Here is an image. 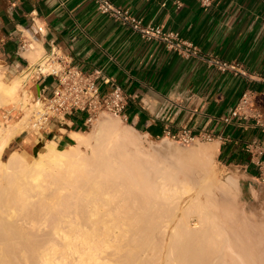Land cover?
<instances>
[{
  "label": "bare ground",
  "instance_id": "bare-ground-1",
  "mask_svg": "<svg viewBox=\"0 0 264 264\" xmlns=\"http://www.w3.org/2000/svg\"><path fill=\"white\" fill-rule=\"evenodd\" d=\"M28 74L0 76V106L22 101ZM25 118L0 131V264H264V216L235 209L234 176H210L216 141L193 168L101 118L87 136L72 132V146L50 140L31 162L17 151L2 160Z\"/></svg>",
  "mask_w": 264,
  "mask_h": 264
},
{
  "label": "crops",
  "instance_id": "crops-1",
  "mask_svg": "<svg viewBox=\"0 0 264 264\" xmlns=\"http://www.w3.org/2000/svg\"><path fill=\"white\" fill-rule=\"evenodd\" d=\"M144 22L162 25L195 44L206 56L236 61L246 75L220 71L196 57L185 58L157 41L143 40L129 27L99 13L93 0H0V58L11 74H24L31 64L25 53L35 41L41 53L51 47L83 70H101L103 79L120 86L127 96L124 120L150 138L182 129L210 132L222 165L250 188L257 179L255 160L264 153V0H111ZM36 27H42L37 31ZM15 78V77H14ZM35 94L52 78L29 81ZM253 91L255 119L222 121L245 90ZM45 133L21 131L19 145L43 147L47 140H72L82 132L81 116L63 126L52 123Z\"/></svg>",
  "mask_w": 264,
  "mask_h": 264
},
{
  "label": "built area",
  "instance_id": "built-area-1",
  "mask_svg": "<svg viewBox=\"0 0 264 264\" xmlns=\"http://www.w3.org/2000/svg\"><path fill=\"white\" fill-rule=\"evenodd\" d=\"M211 1L199 0L203 6L210 5ZM93 3L99 13L109 16L122 26L129 27L143 40L157 41L182 57L199 58L220 71H232L246 75V71L242 70L238 62L206 56L195 44L181 38L176 31L164 28L159 24L146 23L128 9L115 5L111 0H93ZM36 29L42 31V27H36ZM27 47L33 49L31 43L27 44ZM25 71L29 74L23 82V87L29 81L52 78L49 93H47L46 86L43 85L38 89L35 99L31 101V106L27 105L29 110L28 127L31 132L39 134L51 131L52 123L63 126L67 122H72V117L76 115L81 116L84 128L91 125L102 112L124 119L127 96L123 89L111 83L109 79H103V82L110 86L108 90L102 91L98 84L101 70H83L55 47L41 53L34 63L27 65ZM221 119L225 123H230L235 119L242 121L255 119L261 123L260 115L253 104V91L245 90L227 115ZM167 137L183 143H191L196 140L211 141L213 134L210 132L192 133L189 129H182ZM249 146L259 153H264V145H258L257 140L251 141ZM255 163L258 169L257 179L264 183V160H255Z\"/></svg>",
  "mask_w": 264,
  "mask_h": 264
},
{
  "label": "rangeland",
  "instance_id": "rangeland-1",
  "mask_svg": "<svg viewBox=\"0 0 264 264\" xmlns=\"http://www.w3.org/2000/svg\"><path fill=\"white\" fill-rule=\"evenodd\" d=\"M32 46L33 49L29 50L27 53H25L24 55L27 56V58L30 60L31 63H34L39 56L41 55V51L38 50V45L35 41H32ZM23 72H25V69H23ZM0 77L2 81H4V83L8 84L10 83L13 79L16 78V76L19 78H21L23 76L22 74H11L8 72L7 68L5 67V65L3 64L1 58H0ZM15 77V78H14ZM22 80V79H21ZM19 79V99L21 97L20 103L14 104L9 103L6 106H0V131L3 130L7 127V126H11L15 123H18L19 120L25 115V124L11 137L10 141L8 142V144L6 145V147H4V149L2 150V160H6V158L8 157V155L13 152V151H17L26 161L31 162L37 155L39 152L43 151L44 146L43 147H39V146H34V147H29L26 145H19L16 140H15V135L18 134L21 131H30L29 127H28V106H31V101L33 99H35L36 94L35 91L33 89L32 86L29 87L30 82L27 83L26 86L23 87V82ZM25 92V93H24ZM24 94V95H23ZM27 95V96H26ZM18 96V93H17ZM23 97V98H22ZM25 101V102H24ZM24 105V107H22L21 105ZM17 106V107H16ZM23 108V109H22ZM101 118H108L110 119L112 122L117 123V125L121 126V127H128L131 128L130 125L127 124V122L120 116L117 115H113L107 112H102L98 115V117L92 122L91 125H89L88 127L83 128L81 131L79 132V134L83 135V136H87L89 133L93 131H95L97 129L96 125L98 124V121ZM114 123V124H115ZM6 126V127H5ZM5 127V128H4ZM3 128V129H2ZM96 128V129H95ZM132 129V128H131ZM2 132L0 133V135L2 134ZM137 134V136H139L140 141L142 142V144L152 150H158V152L163 153V154H167L169 156H180L182 158H184L185 163H188L189 165H191L193 168H196V158L200 155L201 156V151L202 150H206L209 145L212 144L213 141H203V140H196L194 142L191 143H183L179 140L176 139H171L170 137H160V138H150L147 137L146 135H144L143 133H140L138 131H133ZM50 141V140H47ZM74 140L72 137V140L69 142H65V143H60L57 147L62 149L65 147H69L70 145L72 146L74 144ZM45 145V144H44ZM176 146H179V150L175 148ZM84 151L85 149L82 148ZM200 151V154H198V150ZM196 152L198 153H195ZM157 152V151H156ZM209 171L210 172V176L212 178V181L215 185H217L220 182H223L229 175H232L236 178V184L233 187L234 190V207L235 209H237L238 212H240L241 214L243 213V215L245 216H256L257 218H259L260 216H264V188L259 187L258 184H255L252 187H248L246 182L244 180L239 179L236 175V172H231L229 171L227 168H225L222 163L220 162V159L218 158L216 152L211 153L209 156ZM236 174V175H235ZM5 179V178H2ZM6 180H3V182H6ZM213 184V187H214ZM198 188V187H197ZM215 188V187H214ZM213 188V189H214ZM198 190V189H197ZM215 190H217L215 188ZM218 191V190H217ZM215 195L217 196V198L219 199V197H222V200L224 199L223 196L219 193H217L216 191L214 192ZM219 195H217V194ZM201 198L199 197L200 200H204L207 196V194L200 193L199 194ZM221 195V196H220ZM219 196V197H218ZM185 201H188L187 199H190V196L186 195L184 197ZM221 199V198H220ZM221 200V201H222ZM188 218H191V222H193L197 215L198 212L197 211H193L190 210L188 213ZM190 216V217H189ZM187 217V215H186ZM187 218V219H188Z\"/></svg>",
  "mask_w": 264,
  "mask_h": 264
}]
</instances>
